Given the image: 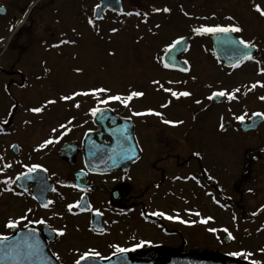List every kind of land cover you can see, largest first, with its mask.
I'll list each match as a JSON object with an SVG mask.
<instances>
[{
  "label": "rangeland",
  "instance_id": "obj_1",
  "mask_svg": "<svg viewBox=\"0 0 264 264\" xmlns=\"http://www.w3.org/2000/svg\"><path fill=\"white\" fill-rule=\"evenodd\" d=\"M0 2L9 8L8 17L0 18V42L10 37L9 29L13 22L20 20L22 14L27 12V21L20 32L21 35L12 37L13 40L9 44L11 56L18 45L27 43L29 38L40 34L48 37L50 33L55 34L54 40L42 42L43 45H41L44 49H39L36 46L30 49L27 54V69L30 70L27 78L32 82L42 84L43 87L46 86L48 89L45 92L49 93L51 98L74 89L86 90L95 86L110 87L113 94L117 92L123 94L129 87H132L143 90L146 95L144 98L133 100L128 110L144 111L158 99L168 96L162 91H154L155 86L151 84L153 78L159 79L165 87H170L173 90L191 91L193 97L173 99L175 100V112L171 116V120L184 121L183 124L174 127L176 137H179L184 131L188 121L187 114L184 115L183 108L179 105L180 101L193 104L194 98L199 99L201 95L207 96L213 90L228 89L230 91L242 85L250 86L256 81L264 83V74H257L255 63L248 62L237 69H225L212 56L210 37L193 36L190 32V26L193 25L230 24L232 22L226 20L225 17L233 16L235 22L244 29L242 33L235 35L243 36L246 40H254L258 48L255 58L260 59L264 56V19L259 18L258 14L252 11L253 0H121V12L147 11L149 13L148 23H143L142 17L123 15L121 18H116L106 14V21H95L99 36L87 24V20L90 18L89 10L97 0H0ZM255 3L264 7V0H255ZM164 6L171 8L172 12L156 14L151 11L154 7ZM181 6L184 12L189 13V16L183 15L180 11ZM213 15L215 19H196ZM122 23H126L124 28L120 27ZM157 23L161 25V28L153 29L157 33L156 35L146 31L148 27ZM73 28L76 29L75 34L72 32ZM112 28H118L119 32L115 35L111 34L110 29ZM61 34H66L64 38L76 39L78 45H63L59 49L48 48L49 44L58 42ZM178 35H184L190 39L189 50L181 57L182 60L190 61L191 70L188 73L164 70L153 60L163 44ZM141 36L144 39L136 43L137 38ZM106 49L115 51V57L107 56ZM45 61L46 64H44ZM45 66L51 68V73L46 78L37 81L36 75L41 74L42 68ZM76 67H83L84 74L77 76L73 72ZM192 76H196L197 79L193 81ZM169 80L176 82L169 84L167 83ZM207 85L212 87L208 88ZM245 91L246 88H242L241 93H238V101L228 102L225 98L223 106L219 108L222 111L221 116L212 111L202 121L198 118L196 129L192 130L189 135L192 150L198 151L202 157L203 172L196 168V164L191 165V177L195 176L200 183L197 184L191 178L190 180L184 179L187 177V171L183 170L181 176L177 175L181 179L173 181L172 188L175 189V194L171 197H158L154 200V204L150 203L149 205L151 211L162 210L169 215H175L178 212L179 218L187 221H199L200 218L209 216L214 218L206 225L199 222L191 225L181 224L178 220L161 219L162 222L174 227V230L179 233L176 237L179 251L184 250L185 253L191 251L200 255L212 253L217 257H230L227 255L228 252L243 248L254 252V259L264 260L258 251L264 247V210H261L264 200L249 206L246 203L243 204L241 200H237V197L229 199V194L225 193L227 186L244 169L243 160L241 162L242 156L248 151L264 147V120L255 133L243 134L236 129L238 122L232 118L233 114L239 115L244 111L248 112L249 116L255 111L264 112V102L257 99V96L264 95V88L257 87L255 90L247 92V95H244ZM30 97L27 96L28 102L31 101ZM79 98L86 101L92 100L91 98ZM111 103L116 104L115 102ZM63 106H65L63 103L54 106L52 110L56 111L54 115L61 114ZM229 108H231V112L228 111ZM208 111L210 112V109ZM49 116L53 117V115ZM220 123H230L231 126L221 131ZM15 136L22 143L25 142L23 134L17 133ZM28 142L29 135H27ZM32 148L30 144L27 146L26 155L25 145H19L21 155L18 161L22 164L38 161ZM143 168L147 169L146 164L143 165ZM174 169L176 168H168L167 174H173ZM217 170L221 181L219 184H223V186L219 185L220 191H216L214 188H218L216 184ZM263 171L264 155L256 164L251 163L249 166V173L252 175L262 174ZM152 176L160 179L159 174L155 171L152 172ZM209 176L213 179L210 180ZM212 184H214L213 187ZM241 190L248 199L251 195L247 194L249 189L245 192L246 189H243L242 186ZM259 191L264 193V184H260L255 189V192ZM213 198L218 199L226 207L221 208L213 202ZM23 202V198L0 196V224L8 215L20 214L27 206ZM237 202L239 205L236 208ZM186 210L199 211L201 217L189 215ZM253 212H256L257 215H252ZM127 226H131L130 228L135 232H141L144 240L149 238L159 242H168L171 238V236H165L155 225L142 220L127 222ZM209 227L217 229L226 227L235 240L225 243L226 233L223 231H218L215 234L210 233L206 231ZM258 229L262 230L258 231ZM2 231L3 228L0 227V232ZM139 232H137L138 235H140ZM79 238L82 240L77 239L74 247H78L82 251L89 247H95L103 255L112 250L106 245L102 247L100 243L94 242L85 233H82ZM182 248L184 249L182 250ZM67 256L63 257L64 264H69L71 259L70 253ZM230 258L236 260L238 264H246L237 258Z\"/></svg>",
  "mask_w": 264,
  "mask_h": 264
},
{
  "label": "flooded vegetation",
  "instance_id": "obj_2",
  "mask_svg": "<svg viewBox=\"0 0 264 264\" xmlns=\"http://www.w3.org/2000/svg\"><path fill=\"white\" fill-rule=\"evenodd\" d=\"M97 5V4H96ZM94 5L89 10V16H92L95 10ZM0 6L3 8L4 14L0 13V18L8 17L9 8L0 2ZM1 9V8H0ZM14 10V9H13ZM92 12V13H91ZM15 13V10H14ZM105 15V14H104ZM103 15V16H104ZM100 18L95 20L97 22L106 21V18ZM14 17V16H12ZM17 21H14L11 27V33L13 32ZM21 35L16 33L15 35ZM50 36L36 35L24 42L22 45H18L16 51L11 56L9 51V43L4 45L7 38L0 42V118L3 117L11 103L15 102L19 105L15 110V114L10 118L8 125H0L3 127L7 134H0V156L4 157V160L12 163L14 172L9 170L8 175H15L24 171L20 163H16L19 160L21 152L19 145H25V154L27 155V146L30 144L34 148L43 139L48 137L49 130L52 126L58 122H65L71 116L75 115V124L81 125L80 127H73L72 130L65 135L60 141L54 145H50L42 151H32L34 155L38 157V161L30 162L27 164L38 163L48 168V173H37L36 175L50 177L46 181L48 190L45 191L41 199L42 200H54L55 204L52 206L53 211L60 214V217L49 220V224L52 227L67 226L66 238H53L50 236L46 229H40V239L45 241L49 251H58L62 257H68L78 240H82L79 236L82 233L87 234L94 242L108 246L109 244H119L122 247H131L133 244L144 240V236L139 231H134L131 226H127V222L134 220H142L145 223L155 225L158 227L165 236L170 237L167 241H157L146 238L144 241H150V244H145L142 248L136 249L133 252L125 254L134 262L139 261H153L163 262L171 257H180L189 252L179 251L177 249L176 237L179 234L174 230V227L166 225L161 221L160 217L147 216L151 211L150 203L154 204L158 197H171L175 194V189L172 188L174 177L181 176V171L186 170V176L191 177V165L196 164V168L203 172L202 157L194 155L196 150H192L191 143L189 142V135L192 130L196 129V122L199 118L202 121L209 116L212 111L217 113L218 116L222 115V111L219 109L220 105L212 104L209 100L205 99L206 96H200L202 100L201 105H196L194 102H179V105L183 108L184 115L187 114V126L179 137H176L175 128L169 125H164L160 122V117L156 116H132V111L128 110L118 102L109 103L108 105H98L101 109H108L113 114L130 119L133 123V133L137 144V154L139 160H133L128 162V159L120 160L119 168L107 172H92L89 171L86 165V155L84 153V146L88 136L97 130L93 122L91 115H86L90 107L94 105L93 100L81 101L80 109H69L63 106L61 114L54 115L56 111H52L54 106H50V110L43 114V119L39 116H34L31 113L25 112L27 107L38 106L45 97H50L49 93H46V86L38 82H32L27 78L29 69H27V54L30 49L36 46L39 49H44L42 42L54 40L55 34L50 33ZM60 37V36H59ZM13 40V39H12ZM42 44V45H41ZM181 58V57H180ZM23 85H28L24 87ZM5 86L8 87V92L4 91ZM27 96H31V101H27ZM86 98V97H84ZM168 96H163L154 102L149 107L155 111L163 113V118L171 120V116L174 115L175 100H172V104L168 108H161L160 105L166 101ZM197 99V98H194ZM194 101V100H193ZM114 104V105H113ZM57 106V105H56ZM56 108V107H55ZM210 109V112L208 111ZM49 115H53L50 118ZM195 116V120H193ZM25 119H32V124L25 125L23 121ZM23 134L25 142L22 143L15 134ZM87 133V135H85ZM32 134V135H31ZM27 135H29V142L27 143ZM102 146H111L112 142L108 137H103L98 140ZM123 147L127 146L126 142H121ZM11 145H17V149L13 150ZM63 146H69V151L66 153L67 158H61L59 152ZM32 148V150H33ZM142 150V151H141ZM264 155V147L248 151L246 158L252 163L256 164L261 160ZM254 156L257 159L254 160ZM147 166L145 170L143 165ZM253 164V165H254ZM245 165V171L247 173L238 174L232 180L229 186H227V194L230 198L237 197V200H241L249 206H253L256 202L264 200V193L262 191L255 192L260 184H264V171L256 175L249 173V166ZM175 167L174 173L168 175L167 169ZM155 171L159 174L160 179H156L152 176V172ZM150 172V173H148ZM217 172V187H214L216 191H220L219 183L220 178ZM130 177V178H129ZM165 177L167 184L165 185ZM3 177H0L2 179ZM20 184H26L32 195H37V183L35 181H21L14 187L17 191L22 190ZM76 184L79 188H85L87 191L80 192L78 188L66 187L63 185ZM214 184L211 186L213 187ZM220 186H223L220 185ZM245 192L251 188V191L247 192L249 198L247 199ZM57 189L56 192H52L51 188ZM255 192V193H254ZM4 195L13 196L5 193ZM83 196L84 200L81 201V205H91L93 209H99L102 215L93 216L89 211H80V209H74L75 215L69 214L65 210V205L73 203ZM63 197V198H62ZM20 198V197H17ZM27 207H32L36 210V215L31 218H39L41 216L47 218L52 215V212L47 211L39 207L38 201L32 200L31 196L23 197ZM248 200V201H247ZM239 203L237 202L238 207ZM257 206V204H256ZM255 206V207H256ZM142 213L144 215H142ZM139 214L141 215L139 217ZM19 215V214H18ZM17 215V216H18ZM173 221V220H167ZM98 229H103V234L98 233ZM44 230V232H43ZM134 232V233H133ZM139 232L140 235L137 234ZM0 233L9 234L12 233L3 228ZM135 236V240L131 237ZM122 238V240H120ZM183 242V241H182ZM69 246V247H68ZM64 252H66L64 254ZM113 249L105 256H111Z\"/></svg>",
  "mask_w": 264,
  "mask_h": 264
},
{
  "label": "snow or ice",
  "instance_id": "obj_3",
  "mask_svg": "<svg viewBox=\"0 0 264 264\" xmlns=\"http://www.w3.org/2000/svg\"><path fill=\"white\" fill-rule=\"evenodd\" d=\"M97 9L100 8V5L97 4L95 6ZM251 9L254 13L258 14L259 18L264 19V7L260 4L255 3L253 0L251 4ZM0 11H3L0 9ZM152 13L160 14H169L172 12V9L164 6V7H154L152 8ZM180 11L183 13L184 16H189V13L183 11V7L181 6ZM121 15L125 16H137L142 17V22L147 24L148 23V16L149 13L147 11L140 12V11H128V12H121ZM27 15V13H25ZM96 16H99L98 13H95ZM191 18V17H189ZM196 19H215V16L212 17H197ZM226 20L231 21L230 24H198L190 26V32L193 36H209L215 37L216 46L225 51L230 53L227 56V59L230 61L229 67L232 69H237L243 66L246 62H253L257 65V74L261 75L264 74V56L260 59H256L253 55L252 50H258L257 44L252 39H245L243 36L239 38H234V34L242 33L244 29L238 23L235 22V17L227 16L225 17ZM18 23H22L19 21ZM58 23V21H57ZM87 24L93 29L97 36L100 35L99 30L96 26L95 20L89 18L87 20ZM139 27V25H137ZM160 29L161 25L159 23L154 24L151 27L147 28V32L156 35L157 33L153 31V29ZM12 29L10 28L9 31ZM72 32L75 34L76 29L73 28ZM111 34L115 35L119 32L118 28L110 29ZM66 34H61V37L58 39V42L52 43L48 45V48H61L63 45L69 46H77L78 41L74 38H64ZM144 37H138L135 41L139 43L143 40ZM187 37L184 35H178L175 38H172L169 42H165L163 47L159 49V52L153 57L154 63L158 65L160 68L164 70H175L181 73H188L191 70L190 61L188 59H184L182 61L178 60L177 54H183L189 50V46L186 44ZM107 56L115 57V51L105 50ZM212 56H214L217 62H221V58L217 55L216 49L212 50ZM47 62L45 61L44 64ZM183 65V66H181ZM73 72L80 76L84 74L85 69L83 67H76L73 69ZM51 73V68L43 67L42 73L36 75L35 79L37 81L46 78ZM191 79L195 81L197 79L196 76H192ZM176 81L169 80L167 83L172 84ZM184 83H187L184 81ZM151 84L155 86L154 91H162L163 93L168 94V98L164 103L160 105L161 108H168L172 104V100H180L181 98H190L193 97V93L189 90H173L170 87H165L163 83L159 79L153 78L151 80ZM24 87H28V85H23ZM208 88H211V85H207ZM257 87L264 88V83L260 81H256L252 83L250 86H239L232 90L228 89H219L213 90L210 92L209 95L205 97V99L211 101L214 98L225 97L228 102L238 101L239 96L238 93H241L242 88H246L244 95H247V92H251L255 90ZM5 92H8V87L5 86ZM146 93L143 90H137L135 88L129 87L125 93H114L110 87L105 86H95L89 89H80V90H71L67 93L60 94L54 98L45 97L44 100L38 104V106L27 107L25 112L31 113L34 116H39L43 119V114L50 110V106H56L58 104L63 103L69 109H80L81 101L78 99L79 97H86L91 98L94 102V105L90 107L86 115H91L92 117H96L99 113H101V108L98 105H108L111 102H118L119 104L123 105L125 108H129L130 103L135 99L144 98ZM257 99L261 102H264V95L257 96ZM196 105H201V99H194L193 101ZM19 105L15 102L11 103L10 107L7 109L5 114L2 118H0V125H8L10 123V118L14 116L15 110H17ZM131 110V109H130ZM231 112V108L228 109ZM156 116L160 117V122L164 125H169L172 127H177L184 123L183 120H169L163 118V113L159 111H155L153 109H146L144 111H132V116L141 117V116ZM235 121L238 122L240 125H244L246 122V118L251 121L248 127L255 126V118H259L260 120H264V112L255 111L251 113L249 116L248 112L244 111L239 115L233 114L232 117ZM103 119V116H101ZM223 119V118H221ZM76 120L75 115L71 116V118L67 119L65 122H58L56 125L52 126L49 130V135L42 142L38 143L34 146L33 151L39 152L44 150L50 145H54L60 141L65 135H67L73 127H80L81 125L75 124L74 121ZM193 120H195V116H193ZM32 119H25L23 123L25 125L32 124ZM225 125L223 123L219 124V129L221 131L224 130ZM126 131V130H125ZM0 134H7L3 127H0ZM87 135V133L85 134ZM122 139L124 141H128L129 137L121 133ZM118 146L120 147L121 151L117 153L116 149L113 148L111 150V154L108 155L107 161L104 160L103 153L104 149L94 146L91 150V155L101 160V162L106 163L108 168L116 167L119 160H132L135 157L136 160H139L140 157L136 156V148H133L129 145L127 148H124L120 141H117ZM13 150L17 149V145H11ZM142 151V150H141ZM194 155L200 156L199 152H195ZM110 161L111 163H108ZM16 163H20L21 167L24 171L17 173L15 175H8L7 173L9 170L14 172L13 164L9 163L4 160L3 156H0V196H3L5 193L11 194L16 197H27L31 196L32 200L38 201L39 207L43 208L47 211L52 212V215L45 218L43 216L39 218H31L36 215V210L32 207H27L26 209L22 210L21 213L17 215H8L5 220L0 224V227L9 230L12 234H4L0 233V264H64V259L58 251H45V245L41 242L40 236L41 232L40 229H46L48 234L53 238H66L67 233V226L64 225L62 227H52L49 224V220L53 218L60 217V214L53 211V205L55 204L54 200H42V194L48 190V186L46 181L50 179L47 175L39 176L36 175L37 173H48V168L45 166L32 163V164H22L19 161ZM130 178V177H129ZM189 177H185L184 179H188ZM194 180L197 184L200 183L199 180L196 179L195 176L190 177ZM210 180L213 177H208ZM174 179H181V177L177 176ZM21 181H35L37 183V195H32L28 186L26 184H20V188L22 190L17 191L14 187ZM66 187L71 188H78L80 192H85L87 189L79 188L76 184L71 185H63ZM52 192H56L57 189L52 187ZM251 191V189H249ZM209 195H211L209 193ZM63 198V197H62ZM84 200V197L81 196L79 200L68 203L65 205V210L69 214L75 215L76 213L73 212L74 209H80V211H89L92 213L93 216H100L102 213L99 209H93L91 205H81V201ZM213 202L218 204L221 208H225L226 205L222 204L218 199L213 198ZM261 210H264V205L261 206ZM188 211L189 215L201 217V213L199 211ZM142 215H144L142 213ZM148 215L160 217L165 220H178L181 224H195L199 222L200 224H208L209 221L213 220V217H203L200 218L199 221H187L184 219L179 218V213H175V215H169L165 211L158 210L149 213ZM252 215H257L256 212H253ZM62 218V217H60ZM262 230V229H258ZM99 234H103V229L97 230ZM206 231L210 233H217L218 231H223L226 233V238L229 241L235 240V237L232 233L228 230V228L217 229L213 227H209ZM132 240H135V236L131 237ZM219 239V237H218ZM223 243V241H221ZM150 241L140 240L139 242L133 244L131 247H122L119 244H109L108 247L113 249L111 256L102 255L100 251H98L95 247H89L85 250H81L78 247H73L70 249V256L71 259L69 264H87L90 260H99V261H109L112 259L113 256H120L124 257L125 254L129 252H133L136 249L142 248L145 244H150ZM259 253L262 257H264V247L260 248ZM228 256L237 258L241 261L246 262V264H264V260L262 259H254L255 253L246 249H239L236 251H231L227 253ZM118 264H127V261H118Z\"/></svg>",
  "mask_w": 264,
  "mask_h": 264
},
{
  "label": "water",
  "instance_id": "obj_4",
  "mask_svg": "<svg viewBox=\"0 0 264 264\" xmlns=\"http://www.w3.org/2000/svg\"><path fill=\"white\" fill-rule=\"evenodd\" d=\"M111 10L112 12L118 13L121 10V3L119 0H100V8L95 10V13H98L99 16H96L94 13L95 18H99L104 11ZM1 14H4L3 11H0ZM234 38H236L234 36ZM216 38L211 37V44L212 49H216L217 55L221 58L222 63L224 66L229 67L230 61L227 59V56L230 55V53L225 52L221 49H219L216 46L215 43ZM186 44H188V38L186 40ZM256 50H252L253 54ZM181 54H177L179 57ZM179 60V59H178ZM183 66V65H181ZM215 103L223 102V98H214L212 100ZM101 116H103V119H101ZM255 126L248 127V125L251 123L250 120L248 122H245L244 125L239 124V128L241 132L248 133L255 131L258 126L262 123L263 120H260L259 118H255ZM94 124L97 126V131L91 133L88 138L86 139L85 146H84V153L86 155V165L87 168L92 172H107L110 170H115L120 166V160L118 161V164L116 167L108 168L106 163L101 162L100 159L93 157L91 155V150L94 146H98L102 149H104L103 157L104 160L107 161L108 155L111 154V150L113 148L116 149L117 153L121 151L120 147L117 144V141L119 140L121 142H126L127 148L129 145H131L133 148H136L135 141L133 138V130H132V123L129 120L121 119L117 116H114L109 112L107 109H103L101 113H99L96 117L93 118ZM230 125L226 124L224 129L228 128ZM126 130V131H125ZM124 133V135H127L129 137L128 141H124L122 139L121 133ZM103 137H108L112 145L111 146H102L98 140ZM69 151V147L63 146V148L60 150V157L61 158H67L66 153ZM137 156V154H136ZM135 157H133L132 160H134ZM132 160H128L130 163ZM108 163H111L108 161ZM44 232V230H43ZM227 238L225 239V242H227ZM41 242L45 245V251L48 252L47 246L44 241L41 240ZM127 261V264H159V263H133L130 260H128L127 257H112L109 261H99V260H90L87 262V264H118V261ZM7 264V262H5ZM163 264H235L229 260L226 259H217L216 257L212 255L207 256H196V255H189L187 257H180L177 259H169L166 263Z\"/></svg>",
  "mask_w": 264,
  "mask_h": 264
}]
</instances>
